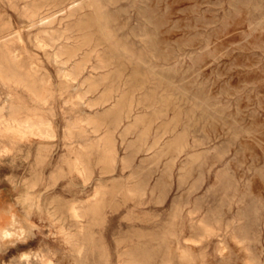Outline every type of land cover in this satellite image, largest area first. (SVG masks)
I'll return each mask as SVG.
<instances>
[{"label": "rangeland", "instance_id": "1", "mask_svg": "<svg viewBox=\"0 0 264 264\" xmlns=\"http://www.w3.org/2000/svg\"><path fill=\"white\" fill-rule=\"evenodd\" d=\"M52 1L0 0V264H264V0Z\"/></svg>", "mask_w": 264, "mask_h": 264}, {"label": "bare ground", "instance_id": "2", "mask_svg": "<svg viewBox=\"0 0 264 264\" xmlns=\"http://www.w3.org/2000/svg\"><path fill=\"white\" fill-rule=\"evenodd\" d=\"M75 1H77V0H60V1H52V3H34V5H33V7L32 8H30V12H29V14L31 15V16H37V15H39L40 14V9L42 8V6L43 5H51V6H48L47 7V10H46V12L45 13H42L43 15H41V18H52L55 14V12H57V11H59V10H64V8L65 7H67V5H71V4H73ZM80 1H82V0H80ZM112 1V0H111ZM128 1V0H127ZM130 1V0H129ZM145 1V0H144ZM144 1H143V3H144ZM103 2V1H102ZM110 2V1H109ZM142 2V1H141ZM16 3V2H15ZM29 3H31V2H29ZM90 3H92V2H90ZM89 3V4H90ZM101 3V2H100ZM116 3V2H115ZM120 3V2H119ZM123 3V2H122ZM127 3V2H126ZM125 3V4H126ZM145 3H147V1L145 2ZM102 4H104V3H102ZM124 4V5H125ZM133 4V3H132ZM131 4V5H132ZM26 5V4H25ZM30 5V4H29ZM91 5V4H90ZM93 5V4H92ZM110 5V4H109ZM123 5V4H122ZM130 5V6H131ZM134 5H135V3H134ZM147 5H150V4H147ZM146 5V6H147ZM106 6V5H105ZM137 6V5H136ZM140 6V5H139ZM143 6H144V4H143ZM143 6H141V7H143ZM155 6H156V3H155ZM3 7V6H2ZM17 7H18V5H17ZM72 7V6H71ZM91 8H92V6H90ZM119 7V6H118ZM128 6H126V8H127ZM132 7L133 8H135L133 5H132ZM148 7V6H147ZM24 8V7H23ZM85 8V7H84ZM89 8V7H88ZM121 8V7H120ZM120 8H117L118 10L120 9ZM124 8V7H123ZM122 8V9H123ZM125 8V9H126ZM129 8V7H128ZM139 8V7H138ZM149 8V7H148ZM73 9V8H72ZM115 9V8H114ZM136 9V8H135ZM144 9H146L145 7H144ZM150 9H151V6H150ZM155 9V8H154ZM7 10V9H6ZM113 10V9H112ZM127 10H129V9H127ZM141 10H143V9H141ZM8 11V10H7ZM120 11H121V9H120ZM124 12H127V11H125V10H123ZM150 11V10H149ZM154 11V10H153ZM44 12V11H43ZM108 12H110V11H108ZM119 12V11H118ZM144 12H146V11H144ZM26 13V12H25ZM76 13V12H75ZM75 13H73V15L75 14ZM77 13H79V11L77 12ZM136 13V12H135ZM153 13V12H152ZM9 14V13H8ZM82 14V13H81ZM140 14H141V12H140ZM144 14V13H143ZM147 14V13H146ZM158 14V13H157ZM72 15V14H71ZM79 15H80V13H79ZM84 15V14H83ZM94 15H96V14H94ZM111 15V14H110ZM109 15V16H110ZM138 15V14H137ZM145 15V14H144ZM9 16H11V14L9 15ZM8 16V17H9ZM30 16V17H31ZM69 16V15H68ZM75 16V15H74ZM78 16V15H77ZM123 16V15H122ZM129 16V15H128ZM127 16V17H128ZM139 16V15H138ZM143 16V15H142ZM160 16V15H159ZM162 16V15H161ZM160 16V17H161ZM144 17H146V16H144ZM152 17V16H151ZM150 17V18H151ZM153 17H154V15H153ZM153 17L151 18V19H153ZM155 17H156V15H155ZM11 18V17H10ZM39 18V17H38ZM63 19L65 18V17H62ZM73 18V17H72ZM97 19H98V17H96ZM103 18V17H102ZM147 18V17H146ZM146 18H145V20H146ZM162 18V17H161ZM12 19V18H11ZM53 19V18H52ZM62 19V20H63ZM79 19V18H78ZM77 19V20H78ZM82 19V18H81ZM81 19H79L80 21H81ZM118 19V18H117ZM128 19V18H127ZM130 19V18H129ZM141 19H142V17H141ZM141 19H139V20H141ZM151 19H149V21L151 20ZM4 20V19H3ZM23 20H25V19H23ZM45 20V19H44ZM61 20V21H62ZM119 20V19H118ZM125 20V19H124ZM137 21H138V19H136ZM144 20V19H143ZM162 20V19H161ZM31 21V20H30ZM43 21V20H42ZM41 21V22H42ZM72 21V20H71ZM70 21V22H71ZM74 21V20H73ZM85 21V20H84ZM152 22H153V20H151ZM25 22H26V20H25ZM29 22V21H28ZM34 22V21H33ZM76 22V21H75ZM140 22V21H139ZM147 22V21H146ZM158 22V21H157ZM60 23V22H59ZM65 23H67V22H65ZM102 22H99V24H101ZM110 23V22H109ZM129 23V22H128ZM156 23V22H155ZM5 24V23H4ZM61 24V23H60ZM136 24H138V23H136ZM140 24V23H139ZM144 24V23H143ZM143 24H140V25H142L140 28H142V27H144L143 26ZM159 24V23H158ZM164 24V23H163ZM3 25V24H2ZM6 25V24H5ZM77 25V24H76ZM89 25V24H88ZM131 25V24H130ZM135 25V24H134ZM148 25H151V23H149ZM154 25V24H153ZM12 26V25H11ZM15 26H16V24H15ZM15 26L13 27L14 29H15ZM24 26V25H23ZM31 26V25H30ZM50 27H51V25H49ZM65 26V25H64ZM102 26V25H101ZM182 26V25H181ZM19 27V26H18ZM17 27V28H18ZM53 27V26H52ZM114 27V26H113ZM131 27V26H130ZM135 27H137V26H135ZM156 27V26H155ZM161 27V26H160ZM172 27V26H171ZM183 27V26H182ZM20 28V27H19ZM71 28H72V26H71ZM108 28V27H107ZM106 28V29H107ZM139 28V27H138ZM137 28V29H138ZM162 28V27H161ZM168 28H169V26H168ZM174 28H176V27H174ZM180 28V27H179ZM178 28V29H179ZM13 29V30H14ZM51 29V28H50ZM101 29H103L102 27H101ZM131 29H133V28H131ZM145 29V28H144ZM177 29V28H176ZM183 29V28H182ZM22 30V29H21ZM20 30V31H21ZM52 30V29H51ZM55 30V29H54ZM77 30V29H76ZM75 30V31H76ZM109 30V29H108ZM111 30H112V28H111ZM130 30V28L128 29V31ZM138 30H140V29H138ZM137 30V31H138ZM153 30H154V28H153ZM157 30H159V29H157ZM175 30V29H174ZM180 30V29H179ZM11 31V30H10ZM9 31V32H10ZM19 31V30H18ZM53 31V30H52ZM67 31V30H66ZM74 31V32H75ZM82 31V30H81ZM85 31V30H84ZM136 31V30H135ZM142 31V30H141ZM140 31V32H141ZM147 31V30H146ZM181 31V30H180ZM47 32V31H46ZM49 32V31H48ZM47 32V34H49ZM61 32H62V30H61ZM77 32V31H76ZM75 32V33H76ZM98 32V31H97ZM103 32H104V30H103ZM116 32V31H115ZM125 32H127V31H124V33ZM144 32V30L142 31V33ZM148 32H149V28H148ZM156 32V31H155ZM158 32V31H157ZM167 32V31H166ZM5 33H7V32H5ZM100 33V32H99ZM102 33V32H101ZM129 33H130V31H129ZM151 32H149V34H150ZM162 33V32H161ZM160 33V34H161ZM3 34V33H2ZM1 34V35H2ZM11 34V33H10ZM9 34V35H10ZM12 34H13V32H12ZM60 34V33H59ZM69 34V33H68ZM105 34V33H104ZM135 34H137V33H135ZM153 34V33H152ZM151 34V35H152ZM156 34V33H155ZM158 34V33H157ZM179 34V33H178ZM8 35V36H9ZM78 35V34H77ZM81 35V34H80ZM106 35V34H105ZM119 35H121V34H119ZM127 35H128V32H127ZM130 35V34H129ZM140 35H142L141 33H140ZM146 35H147V33H146ZM151 35H147V36H149V38H150V36ZM154 35V34H153ZM153 35H152V37H153ZM52 36V35H51ZM92 36V35H91ZM104 36V35H103ZM123 36V35H122ZM134 36V35H133ZM142 36H144V35H142ZM156 36V35H155ZM180 36V35H179ZM7 37V36H6ZM5 37V38H6ZM10 37V36H9ZM54 37V36H53ZM73 37H74V35H73ZM118 37H120V36H118ZM128 37H130V36H128ZM137 37L139 38V35H137ZM4 38V37H3ZM14 38H16V37H14ZM46 38V37H45ZM57 38V37H56ZM71 38V37H70ZM98 38H100V37H98ZM105 38H107L106 36H105ZM162 38V37H161ZM160 38V39H161ZM178 38V37H177ZM39 39H40V37H39ZM51 39V38H50ZM78 39V38H77ZM107 39H109V38H107ZM119 39V38H118ZM158 39V38H157ZM156 39V40H157ZM1 40V39H0ZM9 40V39H8ZM7 40V41H8ZM76 40V39H75ZM84 40V39H83ZM96 40V39H95ZM139 40V39H138ZM141 40V39H140ZM156 40H154V41H156ZM6 41V42H7ZM13 41V40H12ZM56 41V40H55ZM80 41V40H79ZM106 41V40H105ZM134 41V40H133ZM172 41V40H171ZM180 41H182V40H180ZM52 42H54V41H52ZM82 42V41H81ZM91 42V41H90ZM96 42V41H95ZM145 42V41H144ZM160 42V41H159ZM163 42V41H162ZM173 42V41H172ZM178 42V41H177ZM184 41H182V43H183ZM186 42V41H185ZM41 43V42H40ZM45 43H46V41H45ZM51 43V42H50ZM131 42H127V44H129V45H131L130 44ZM138 43V42H137ZM148 43V42H147ZM152 43V42H151ZM179 43H181V42H179ZM13 44V43H12ZM47 44H49V43H47ZM47 44H45V45H47ZM124 44V43H123ZM134 44V43H133ZM135 44H136V42H135ZM150 44V43H149ZM160 44H162L161 42H160ZM169 44V43H168ZM2 45V44H1ZM51 45V44H50ZM115 45H117V44H115ZM153 46H154V44H152ZM5 46V45H4ZM41 46V45H40ZM64 46V45H63ZM62 46V47H63ZM77 46V45H76ZM97 46V45H96ZM123 46V45H122ZM150 46V45H149ZM164 46H165V44H164ZM183 46V45H182ZM2 47V46H1ZM49 47V46H48ZM65 47H67L66 45H65ZM74 47V46H73ZM99 47V46H98ZM104 47H106V46H104ZM115 47H117V46H115ZM119 47V46H118ZM136 47V46H135ZM147 47V46H146ZM155 47V46H154ZM177 47V46H176ZM3 48V47H2ZM4 48H6V46L4 47ZM51 48V47H50ZM75 48V47H74ZM78 48H80V47H78ZM88 48V47H87ZM144 48V47H143ZM182 47H180V49H181ZM52 49V48H51ZM63 49H64V47H63ZM62 49V50H63ZM120 49V48H119ZM122 49V48H121ZM130 49V48H129ZM128 49V50H129ZM138 49V48H137ZM157 49V48H156ZM161 49V48H160ZM159 49V50H160ZM163 49V48H162ZM164 49H166V48H164ZM172 49V48H171ZM177 49H178V47H177ZM4 50V49H3ZM101 50V49H100ZM124 50V49H123ZM140 50H141V48H140ZM154 50V49H153ZM170 50V49H169ZM173 50V49H172ZM122 51V50H121ZM135 51V50H134ZM143 51V50H142ZM6 52V51H5ZM9 52V51H8ZM20 52V51H19ZM98 52V51H97ZM157 52V51H156ZM181 52V51H180ZM61 53V52H60ZM65 53V52H64ZM71 53V52H70ZM69 53V54H70ZM173 53V52H172ZM73 54V53H72ZM107 54V53H106ZM120 54V53H119ZM130 54V53H129ZM149 55H150V52L148 53ZM152 54V53H151ZM163 54V53H162ZM161 54V55H162ZM166 54V53H165ZM168 54V53H167ZM9 55V54H8ZM20 55V54H19ZM67 55V54H66ZM79 55H81V54H79ZM139 54H137V56H138ZM144 55V54H143ZM142 55V56H143ZM146 55V54H145ZM145 55H144V57H145ZM180 55V54H179ZM23 56V55H22ZM107 56V55H106ZM115 56V55H114ZM122 56V55H121ZM130 56V55H129ZM142 56L140 57V58H142ZM152 56V55H151ZM150 56V57H151ZM177 56V55H176ZM5 57V56H4ZM17 57V56H16ZM70 57V56H69ZM128 57V56H127ZM131 57V56H130ZM148 57V56H147ZM67 57H65L64 59H66ZM154 58H155V56H154ZM156 58H158V57H156ZM178 58H179V56H178ZM29 59V58H28ZM32 59V58H31ZM68 59V58H67ZM71 59H73V58H71ZM80 59V58H79ZM78 59V60H79ZM126 59V58H125ZM135 59V58H134ZM144 59V58H143ZM151 59V58H150ZM11 60V59H10ZM76 61H77V59H75ZM136 60V59H135ZM1 61V60H0ZM13 61V60H12ZM63 61H65V60H63ZM62 61V62H63ZM80 61H82V60H80ZM138 61H139V59H138ZM160 61V60H159ZM140 62H141V60H140ZM78 63H80V62H78ZM123 63H125V62H123ZM9 64V63H8ZM12 64V63H11ZM36 64V63H35ZM133 64V63H132ZM140 64V63H139ZM141 64H142V62H141ZM24 65V64H23ZM30 65H32V63L30 64ZM75 65V64H74ZM77 65H79V64H76V66ZM144 65V64H143ZM11 66V65H10ZM36 66H37V64H36ZM35 66V67H36ZM76 66H75V68H76ZM97 66H99V65H97ZM145 66V65H144ZM143 66V67H144ZM156 66H159V65H156ZM31 67V66H30ZM35 67H34V69H35ZM41 67V66H40ZM72 67V66H71ZM111 67V66H110ZM8 68H9V66H8ZM16 68V67H15ZM92 68H95L94 66L92 67ZM140 68V67H139ZM148 68V67H147ZM151 68V67H150ZM154 68V67H153ZM162 68V67H161ZM11 69V68H10ZM33 69V70H34ZM72 69V68H71ZM111 69V68H110ZM142 69V68H141ZM36 70V69H35ZM34 70V71H35ZM1 71V70H0ZM8 71H9V69H8ZM18 71V70H17ZM159 71V70H158ZM169 71V70H168ZM167 71V72H168ZM11 72V71H10ZM71 72H73V71H71ZM74 72H77V74L79 73L78 71H74ZM152 72V71H151ZM3 73V72H2ZM104 73H106L105 71H104ZM153 73V72H152ZM160 73V72H159ZM7 74H9L8 72H7ZM22 74V73H21ZM20 74V75H21ZM38 74V73H37ZM145 74V73H144ZM154 74V73H153ZM13 75V74H12ZM76 75V74H75ZM74 75V76H75ZM114 75V74H113ZM165 75H166V73H165ZM171 75V74H170ZM31 76V75H30ZM99 76V75H98ZM159 76H161V75H159ZM13 77V76H12ZM39 77V76H38ZM92 77V76H91ZM161 77H164V75L163 76H161ZM36 78V77H35ZM87 78V77H86ZM105 78V77H104ZM6 79V78H5ZM28 79V78H27ZM38 79H40V78H38ZM43 79V78H42ZM164 79H165V77H164ZM170 79V78H169ZM8 80V79H7ZM45 80V79H44ZM67 80V79H66ZM89 80V79H88ZM11 81V80H10ZM15 81V80H14ZM24 81L25 82H27V80H25L24 79ZM40 81H41V79H40ZM101 81V80H100ZM130 81V80H129ZM151 81H152V79H151ZM169 81V80H168ZM20 82V81H19ZM34 82V81H33ZM95 82H96V79H95ZM18 83V82H17ZM22 83V82H21ZM28 83H29V81H28ZM37 83V82H36ZM171 83V82H170ZM152 84V83H151ZM167 84H168V82H167ZM92 84H90V86H91ZM155 85H156V83H155ZM158 85V84H157ZM170 85V84H169ZM29 87H31V86H29ZM89 87V86H88ZM98 87H100L99 85H98ZM109 87V86H108ZM112 87V86H111ZM172 87V86H171ZM33 88V87H32ZM95 88V87H94ZM203 88V87H202ZM105 89V88H104ZM110 89V88H109ZM37 90V89H36ZM101 90V89H100ZM152 90V89H151ZM29 91V90H28ZM109 91V90H108ZM107 91V92H108ZM176 91V90H175ZM146 92V91H145ZM182 92V91H181ZM180 93V92H179ZM183 94V93H182ZM34 95H36V94H34ZM49 95V94H48ZM181 96V95H180ZM36 97V96H35ZM47 98V97H46ZM107 98V97H106ZM102 100V99H101ZM45 101V100H44ZM91 101V100H90ZM98 102V101H97ZM103 103V102H102ZM20 104V103H19ZM156 104V103H155ZM153 105V104H152ZM2 107V106H1ZM12 107V106H11ZM25 107V106H24ZM36 107V106H35ZM11 109H13V108H11ZM32 109V108H31ZM30 109V110H31ZM24 110V109H23ZM37 110H39V109H37ZM41 110V109H40ZM39 110V111H40ZM2 112V111H1ZM33 112H35V111H33ZM15 113V112H14ZM39 113V112H38ZM45 113V112H44ZM24 114V113H23ZM26 114V113H25ZM95 114V113H94ZM97 114H99V113H97ZM28 115V114H27ZM36 116V115H35ZM37 116H38V114H37ZM40 116V115H39ZM43 116V115H42ZM97 116V115H96ZM99 116V115H98ZM27 117V116H26ZM23 118V119H14V125H11L12 127H14L15 129H17V130H33V129H36V130H38L39 131V133L41 132V133H43V134H46V135H48L49 134V127L50 126H48V123H46L45 121H39V122H36V120L35 121H33L32 119H31V117H33V115L29 118V116L27 117V118ZM47 117V116H46ZM92 117V116H91ZM44 118V117H43ZM85 118H87V117H85ZM92 119V118H91ZM44 120H45V118H44ZM87 120V119H86ZM94 120V119H93ZM95 120H98V119H95ZM100 120V119H99ZM224 120V119H223ZM84 121V120H83ZM82 121V122H83ZM220 121H222L221 120V117H220ZM11 122H13V121H11ZM49 122H50V120H49ZM91 122V121H90ZM99 122V125H100V121H98ZM98 122H96V124L98 123ZM203 122V121H202ZM223 122V121H222ZM88 124V123H87ZM222 124V123H221ZM96 127V126H95ZM99 128V127H98ZM230 128V127H229ZM238 129L240 128V127H237ZM53 129V128H52ZM209 129H210V127H209ZM228 129V128H227ZM234 129V128H233ZM237 129V130H238ZM35 130V131H36ZM98 130V129H97ZM112 130V129H111ZM230 130V129H229ZM54 135V134H53ZM82 135V134H81ZM43 136V135H42ZM108 138V137H107ZM226 139V138H225ZM107 140V139H106ZM229 140V139H228ZM109 141V140H108ZM226 141V140H225ZM233 142V141H232ZM228 143H230L231 144V142H228ZM111 144V143H110ZM110 147V146H109ZM85 148V147H84ZM108 150V149H107ZM91 151H92V149H91ZM96 152H98V151H96ZM89 153V152H88ZM95 155V154H94ZM84 156V155H83ZM14 205V204H13ZM76 208V207H75ZM78 208H80V207H78ZM73 214H75V209H73ZM12 216H13V213H10L9 211H6V210H4V209H0V235H2V234H6L7 233V231H8V226H9V224H10V220L12 219ZM78 216V215H77ZM200 219V218H199ZM198 219V220H199ZM200 221V220H199ZM1 224H3V225H1ZM199 235V234H198ZM200 237H201V235H199ZM193 237V236H192ZM191 238V237H190ZM196 238H198L197 236H196ZM187 239H189V238H187ZM195 239V238H194ZM193 240V239H192ZM198 240V239H197ZM190 241V240H189ZM239 243V242H238ZM142 247V246H141ZM144 248V247H143ZM147 248V247H146ZM133 249H134V246H133ZM84 250V249H83ZM129 251V250H128ZM132 252V251H131ZM139 252V251H138ZM148 252V251H147ZM42 253H44V252H42ZM140 254V253H139ZM28 256V255H27ZM35 256V255H34ZM133 256V255H132ZM141 256V255H140ZM40 257V256H39ZM29 258V257H28ZM58 258V257H57ZM82 258H83V256H82ZM32 259V258H31ZM52 259V258H51ZM51 259H49V261L51 260ZM153 259V258H152ZM61 260V259H60ZM140 260V259H139ZM48 261V262H49ZM81 261V260H80ZM28 262V261H27ZM30 262V261H29ZM140 263V262H139ZM153 263V262H152ZM47 264V263H46ZM50 264V263H49Z\"/></svg>", "mask_w": 264, "mask_h": 264}]
</instances>
